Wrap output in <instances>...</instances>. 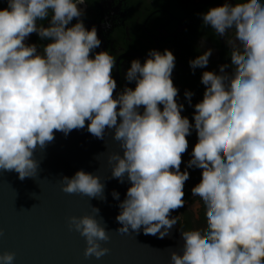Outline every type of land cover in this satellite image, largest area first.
<instances>
[{
	"label": "clouds",
	"instance_id": "obj_1",
	"mask_svg": "<svg viewBox=\"0 0 264 264\" xmlns=\"http://www.w3.org/2000/svg\"><path fill=\"white\" fill-rule=\"evenodd\" d=\"M7 3L0 10V170L15 171L23 181L37 173L35 150L45 149L55 132L67 136L84 129L86 121L97 139L113 130L123 154L109 156L111 178L131 185L118 204L117 231L143 228L145 235L163 239L178 222L172 212L186 203L190 175L181 164L194 128L198 142L187 168L202 169L191 192L203 202L207 226L181 230L182 254L172 251L171 264H264V3L225 2L202 14L203 25L226 39L232 71L223 64L219 74L203 72L206 88L194 105V125L181 115L170 50H150L143 63L132 60L125 78L136 86L114 97L116 56L91 55L101 40L96 27L89 30L81 19L78 5L86 0ZM49 16L48 27L38 25ZM33 33L51 41L41 52L25 43ZM211 55L209 48L190 60V67H206ZM192 95L185 91L189 104ZM61 180L65 193L106 199L97 175L78 170ZM112 196L120 198L115 190ZM68 226L85 238L86 258L109 253L102 246L110 238L105 223L92 215L70 216ZM14 261L15 253L0 254V264Z\"/></svg>",
	"mask_w": 264,
	"mask_h": 264
},
{
	"label": "water",
	"instance_id": "obj_2",
	"mask_svg": "<svg viewBox=\"0 0 264 264\" xmlns=\"http://www.w3.org/2000/svg\"><path fill=\"white\" fill-rule=\"evenodd\" d=\"M87 123L67 136L55 132L45 149L35 150L40 166L34 177L21 181L15 171L0 170V254L15 253L14 264H171L172 251L182 254L179 222L163 239L145 235L143 228L129 229L127 234L117 231L122 227L115 219L118 204L131 185L111 178L108 158L123 152L112 139L113 130H106L103 140L97 139L87 131ZM78 170L100 177L106 199L62 191V176L71 178ZM114 190L119 200L113 198ZM83 215L94 216L109 230L110 238L102 246L110 251L100 259L84 256L85 238L68 226L70 216Z\"/></svg>",
	"mask_w": 264,
	"mask_h": 264
},
{
	"label": "flooded vegetation",
	"instance_id": "obj_3",
	"mask_svg": "<svg viewBox=\"0 0 264 264\" xmlns=\"http://www.w3.org/2000/svg\"><path fill=\"white\" fill-rule=\"evenodd\" d=\"M225 2L233 4L246 0H86V4L78 5L84 10L81 17L85 27L89 30L95 26L100 47L91 55L100 51H109L116 56V66L112 77L116 80L115 89L118 95L125 87L135 88V81L126 80V72L131 61L139 59L143 63L150 50L161 53L170 50L175 56V68L172 72L174 86L179 90L177 102L184 105L181 112L194 125V105L203 99L206 86L201 83L204 71H213L219 74V67L228 64L226 69L231 72L230 48L224 37L216 36L210 26L203 25L202 14L210 8L222 6ZM264 3V0H261ZM7 0H0V10L7 8ZM51 16L38 21V25L48 27ZM77 22L76 18L68 25L71 27ZM42 40L38 34H31L26 44H36L38 52L42 46L50 43ZM212 49L209 63L204 68L193 70L189 61ZM193 93L191 104L185 97V91ZM161 110L163 106L160 105ZM140 111H143L141 107ZM188 149L182 155L181 171L187 170L190 178L185 182V206L175 210L181 230L203 229L207 226L206 209L199 197L192 195L191 189L202 178V169L187 168L192 158V151L198 142L195 129L186 137ZM199 204V207L196 205Z\"/></svg>",
	"mask_w": 264,
	"mask_h": 264
}]
</instances>
